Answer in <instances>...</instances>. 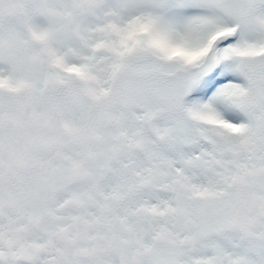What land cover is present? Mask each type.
Wrapping results in <instances>:
<instances>
[{"label":"rangeland","instance_id":"1","mask_svg":"<svg viewBox=\"0 0 264 264\" xmlns=\"http://www.w3.org/2000/svg\"><path fill=\"white\" fill-rule=\"evenodd\" d=\"M134 253L264 264V0H0V264Z\"/></svg>","mask_w":264,"mask_h":264},{"label":"bare ground","instance_id":"2","mask_svg":"<svg viewBox=\"0 0 264 264\" xmlns=\"http://www.w3.org/2000/svg\"><path fill=\"white\" fill-rule=\"evenodd\" d=\"M225 66V65H224Z\"/></svg>","mask_w":264,"mask_h":264}]
</instances>
